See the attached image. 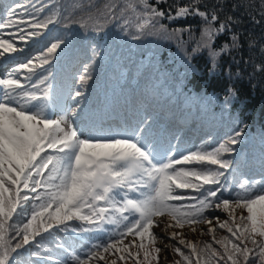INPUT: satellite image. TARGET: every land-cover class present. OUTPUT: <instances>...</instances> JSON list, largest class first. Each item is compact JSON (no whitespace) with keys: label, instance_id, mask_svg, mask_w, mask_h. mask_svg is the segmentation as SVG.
Returning a JSON list of instances; mask_svg holds the SVG:
<instances>
[{"label":"snow or ice","instance_id":"1","mask_svg":"<svg viewBox=\"0 0 264 264\" xmlns=\"http://www.w3.org/2000/svg\"><path fill=\"white\" fill-rule=\"evenodd\" d=\"M162 3L166 4L167 0H155V5L149 0H126L121 11L129 13L136 21L138 31L149 26L166 30L160 23L163 19L200 17L203 21L201 38L193 53L207 50L215 67V60L228 48L224 45L216 49L215 40L226 30L230 31L228 22L233 18L228 17V22L217 24L218 10H201L200 0L179 6L174 14L171 10L166 13L160 9L158 5ZM3 13L0 30L16 31L9 33L11 40L0 35V61L8 60L12 53L22 50L15 46L17 37L27 43L28 38L40 37L43 34L41 29H48L56 22L52 16L44 19L32 16L19 0L5 4ZM25 15L32 18L26 20ZM125 23H128L127 17ZM29 28L32 31H28ZM236 39L233 37V41ZM67 43V40L59 38L51 43L47 52L36 58L39 66L50 64L57 50L62 51V45L66 47ZM35 67L29 59L0 78V264H31L30 260L21 261L23 253L18 250L28 251L25 246L41 236L42 231L54 235L50 232L53 228L63 226L61 230H68L67 222L72 220L86 225L71 227V231L76 233L106 232L105 225H113L115 230L110 232L106 243H93L84 256L58 243L56 247L63 249L67 256L49 255L43 259L53 260V264H89L93 260L117 264L116 259L109 261L106 258L105 254L111 253L118 255L120 261L132 259L135 264H152L153 261L159 264L158 254L163 249L149 248L162 239L151 231L158 226L156 218L167 217L171 221L166 224L165 231L200 223L211 225L212 219L205 215L209 210H222L229 216L223 221L219 216L215 217L218 227L231 234V238L225 236L221 240H216L213 235V242L219 244L223 251H217L212 244L198 248L197 244L183 239L180 233L172 232L171 239L181 237L178 243L190 250L186 255L180 247H174L173 251L181 257L175 264H201L199 258L193 262L192 257L202 255H206L204 264H213L217 258L224 264H257V261L264 264V179L240 182L235 199L231 195H223L234 191L227 183L226 173L234 164L229 157L235 153V146L242 142L243 132L239 128L226 134L218 146L189 152L179 158H174V151L172 155L162 153L152 140L151 126L144 122L137 125L128 137L107 140L81 138L68 119L69 113L76 116L75 110L65 109L58 118L47 113L51 85L43 88L41 97L21 82L23 70L28 73L23 78L31 82ZM86 78L82 75L81 82ZM46 80L44 77L38 83L31 82V86L38 88ZM82 95V92H76V96ZM177 165L195 166L178 168ZM40 187L44 188L43 193L37 191ZM22 189H27V192L21 197ZM29 192L36 195L30 197ZM21 200L39 203H32L30 219L22 227L15 228V235H9V229L15 223L13 214L17 218L28 214V210L22 208ZM186 200L195 203H173ZM18 207L22 208L19 213ZM237 209L242 210L239 216L236 215ZM192 231H195L194 227ZM214 232L213 227L207 229L209 234ZM17 236L20 239L13 243ZM125 240H128L127 244ZM249 243L252 248L248 247ZM36 247L43 245L37 241ZM132 248L136 249L135 253L130 250ZM141 252L143 260L139 258ZM253 252L255 256L250 260ZM29 254L40 256L39 252Z\"/></svg>","mask_w":264,"mask_h":264},{"label":"trees","instance_id":"2","mask_svg":"<svg viewBox=\"0 0 264 264\" xmlns=\"http://www.w3.org/2000/svg\"><path fill=\"white\" fill-rule=\"evenodd\" d=\"M14 2L16 0H0V19L4 18L3 6ZM19 2L27 7L32 16L41 19L52 16L56 22L48 29H41L43 34L40 37L28 38L22 47L24 53L11 54L15 58L6 76L17 65L31 59L36 65L31 82L38 83L44 77L47 80L45 84L33 88L31 82L23 78L28 75L23 70L21 82L41 97L43 88L51 85L49 112L60 104L79 105L76 118L80 129L86 132L84 138L107 140L128 137L137 125L144 122L151 126L152 140L162 153L172 155L174 151V158H179L189 152L210 150L218 146L226 134L239 128L243 132L242 142L235 146V153L229 157L234 164L226 173L227 183L234 191L223 195H231L235 199L240 182L264 179V0H200L201 10H218L217 24L228 22V17L233 18L228 22L230 31L226 30L215 40L216 49L228 45L215 60V67L207 50L193 53L200 42L203 27V21L198 16L163 19L160 23L165 25L166 30L149 26L138 31L136 21L129 13L121 11L126 0ZM149 2L155 5V0ZM190 3L191 0H167L166 4L158 7L166 13L171 10L174 14L179 6ZM40 8L43 11L37 12L36 9ZM126 17L128 23H125ZM31 18L25 15L26 20ZM15 31L3 29L0 35L11 40L9 33ZM233 37L237 39L233 41ZM58 38L67 40V46L62 45L63 50H57L51 63L40 67L36 58L46 53ZM20 44L24 42L17 37L15 46L18 48ZM82 75L87 77L83 83L80 80ZM77 91L83 95L76 96ZM37 191L43 193L44 188L40 187ZM25 192L27 189L21 190V197ZM28 195L34 197L36 193L29 192ZM32 203L39 202L21 200V206L28 210V214L18 218L13 214L15 223L8 222L13 224L9 235H15V228L22 227L30 219ZM173 203L187 205L195 201ZM22 208L18 207L17 213ZM67 223L70 226L68 230H61L63 226L53 228L50 232L54 235L42 231L41 236L25 246L28 251L18 250L23 253L21 261L53 264V260L43 257L67 256L63 249L56 247L58 243L84 256L93 243H106L110 232L115 230V226L105 225L106 232L76 233L71 231V227L86 225L77 220ZM225 236L231 238L226 229L217 226L215 239L221 240ZM19 239L17 236L12 242ZM37 241L43 247L37 248ZM206 244L223 251L211 239H204L198 248H204ZM180 248L186 255L189 254V249ZM31 252H39L40 256H32ZM252 256L250 253V260ZM198 258L204 264L206 255ZM192 259L195 262V258Z\"/></svg>","mask_w":264,"mask_h":264},{"label":"rangeland","instance_id":"3","mask_svg":"<svg viewBox=\"0 0 264 264\" xmlns=\"http://www.w3.org/2000/svg\"><path fill=\"white\" fill-rule=\"evenodd\" d=\"M26 43L24 42V44H20L18 49H22V47L25 45ZM24 53V50L22 49L21 51H17V54H22ZM15 57L11 56L10 59L8 60H4V61H0V78L2 77H6V71L7 69H9L12 65V61ZM80 106L76 105V104H60L59 106H57L55 109H52L51 112H49L48 109H46L47 113L49 115L55 116L56 118L59 117L60 114L63 113V111L65 109H72L76 111V116H77V112L80 111L79 110ZM73 117L70 113L68 114V119L69 121L72 123L73 127L77 129L78 134L81 135V138L86 137V132L84 131V129H80V126L78 125V120L77 118ZM48 151L51 152V150L49 149ZM39 159V158H38ZM54 208V207H53ZM242 210L237 209L236 210V215L239 216L241 215ZM244 215H246V212H243ZM207 216L208 218L212 219V224L208 225L205 223H200V224H196L193 225L191 227L189 226H185L183 229H179V228H168L165 231V226L167 223L171 222L169 221V219L167 217H159L156 218L158 220V226H154L151 231L161 237L162 239H158L156 241V243L154 245H149V248L151 247H160L161 249H163V251H161L158 254V259H159V264H175V261L179 260V256L173 251L174 247H180V246H184V245H180L178 243L179 238H183L186 241H191L194 244H197V246L199 247L202 243V241L204 239H211L213 240V235L215 236V232H216V228H217V221L215 220L216 216L220 217V220L223 221L225 220L228 216V214L222 210H209L207 212ZM164 226V227H163ZM195 228V231H192V228ZM209 227H213L215 228V232L213 234H209L207 233V229ZM172 232H177L181 234V237H178L176 240H172L171 239V233ZM129 240L132 239L131 237L128 238ZM258 239V238H257ZM139 242V241H137ZM147 243V240L145 241ZM128 243V240H125V244ZM178 243V245H176ZM180 245V246H179ZM185 247V246H184ZM249 247H253L252 245H250ZM133 253H135L136 249L132 248L130 249ZM255 253H251V255H253L252 257L254 258ZM126 255V254H125ZM106 258L110 261L112 259H116L117 260V264H135V261L132 259H128L126 262L125 261H120L118 259V255L117 256H113L111 253H106L105 254ZM141 260H143V252L140 253V257ZM195 260L198 259V257H194ZM157 261H153V263H156ZM90 264H104L103 261H97V260H93V261H89ZM213 264H224L223 260H219L218 258L216 260L213 261ZM230 264V262H229ZM257 264H259V262L257 261Z\"/></svg>","mask_w":264,"mask_h":264},{"label":"bare ground","instance_id":"4","mask_svg":"<svg viewBox=\"0 0 264 264\" xmlns=\"http://www.w3.org/2000/svg\"><path fill=\"white\" fill-rule=\"evenodd\" d=\"M164 227V226H163Z\"/></svg>","mask_w":264,"mask_h":264}]
</instances>
